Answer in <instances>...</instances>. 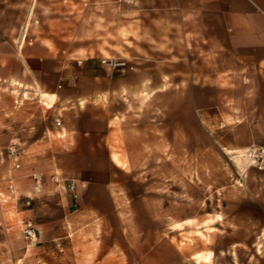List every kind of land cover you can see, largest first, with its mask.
Segmentation results:
<instances>
[{
	"label": "crops",
	"instance_id": "0c3cea01",
	"mask_svg": "<svg viewBox=\"0 0 264 264\" xmlns=\"http://www.w3.org/2000/svg\"><path fill=\"white\" fill-rule=\"evenodd\" d=\"M110 48L134 74L90 64ZM229 79L230 100L199 99L200 126L206 106H234L231 146L264 150V0H0V246L15 211L38 226L44 264H176L161 227L202 222L206 156L175 166L181 140L144 118L160 106H130L132 96L183 94L190 111L193 88L218 95ZM161 173L183 176L169 179L167 206Z\"/></svg>",
	"mask_w": 264,
	"mask_h": 264
},
{
	"label": "rangeland",
	"instance_id": "374dc122",
	"mask_svg": "<svg viewBox=\"0 0 264 264\" xmlns=\"http://www.w3.org/2000/svg\"><path fill=\"white\" fill-rule=\"evenodd\" d=\"M111 50L114 54H101L97 61L90 64L102 68L100 60L103 58L125 60L133 70L111 72L119 78L134 74L139 65L123 59L119 48ZM87 60L81 56L75 62L77 64ZM201 83L209 88L216 87L209 79H192L193 87H200ZM232 83L229 79L219 85L218 95L194 94L198 89L193 88L190 111L179 110L182 106H189V96L183 94L152 96L145 93L132 96L130 106H135L136 103V106H160L159 111L143 110L144 118L159 117L160 134H174L177 140H181L176 142V158L170 159L175 166H199L200 150L206 156L202 158V166L207 167V209L202 214V222L198 218L181 223L170 221L161 227V245H169V248L175 246L176 264H251L264 261V150L256 146L237 150L231 146L230 128L235 122L232 118L234 114H238L233 111L234 106H206V112H202V116L207 114V125L200 126L199 123V99L206 98L209 102L221 98L228 101L232 98ZM6 89V84L0 83V98L7 92ZM167 148V143H161V152L166 154ZM253 150L258 155L256 161L249 157ZM178 151H185L192 158L178 156L181 155ZM141 161L143 167L152 164V160ZM168 161L160 158L159 166L166 167ZM160 177L161 189L166 198L169 179L174 183L175 177L179 182L183 176L169 178L167 174L161 173ZM32 206L31 200V205L23 208L29 210ZM12 217L8 226L10 244L0 246V264H12L14 257L15 264H44L43 241L39 231L36 243H31L23 235V215L14 211ZM31 222L36 225L33 220ZM35 228L38 229V226ZM248 243H254L255 246L249 248ZM168 256L171 260V250L169 254L165 253V257Z\"/></svg>",
	"mask_w": 264,
	"mask_h": 264
},
{
	"label": "built area",
	"instance_id": "2783aa9c",
	"mask_svg": "<svg viewBox=\"0 0 264 264\" xmlns=\"http://www.w3.org/2000/svg\"><path fill=\"white\" fill-rule=\"evenodd\" d=\"M125 3H132L134 0H122ZM81 64V62H79ZM100 65L112 72H124L126 70H133L132 66H129L125 60L113 59V58H103L100 60ZM14 152V151H12ZM249 157L253 158L255 161L258 159V155L256 154V150H253L249 154ZM73 190V186L70 187ZM23 205L29 207L31 205V200L26 199L23 201ZM24 237L29 240L31 243H36L38 230L35 228L34 224L28 220L24 223V230H23Z\"/></svg>",
	"mask_w": 264,
	"mask_h": 264
}]
</instances>
